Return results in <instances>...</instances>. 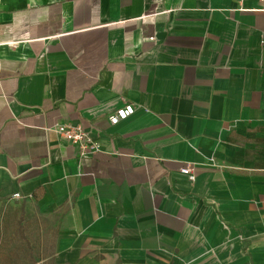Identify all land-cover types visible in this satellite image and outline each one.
Segmentation results:
<instances>
[{
    "label": "crops",
    "instance_id": "1",
    "mask_svg": "<svg viewBox=\"0 0 264 264\" xmlns=\"http://www.w3.org/2000/svg\"><path fill=\"white\" fill-rule=\"evenodd\" d=\"M0 201L42 263L264 264V1L0 0Z\"/></svg>",
    "mask_w": 264,
    "mask_h": 264
},
{
    "label": "built area",
    "instance_id": "2",
    "mask_svg": "<svg viewBox=\"0 0 264 264\" xmlns=\"http://www.w3.org/2000/svg\"><path fill=\"white\" fill-rule=\"evenodd\" d=\"M134 112V106L132 104H127L124 107L117 109L115 113L109 117V120L111 124H118L120 121L127 119ZM53 130L65 140L75 145L81 157L94 154L101 150V145L98 140H96L83 126L72 124H56ZM180 172L192 181L196 179L192 164L188 163L184 165ZM14 196L20 197V194L16 193Z\"/></svg>",
    "mask_w": 264,
    "mask_h": 264
},
{
    "label": "rangeland",
    "instance_id": "3",
    "mask_svg": "<svg viewBox=\"0 0 264 264\" xmlns=\"http://www.w3.org/2000/svg\"><path fill=\"white\" fill-rule=\"evenodd\" d=\"M21 215L20 205L0 201V249L15 252L19 262L28 260L29 250L25 242L15 231L16 219Z\"/></svg>",
    "mask_w": 264,
    "mask_h": 264
},
{
    "label": "trees",
    "instance_id": "4",
    "mask_svg": "<svg viewBox=\"0 0 264 264\" xmlns=\"http://www.w3.org/2000/svg\"><path fill=\"white\" fill-rule=\"evenodd\" d=\"M38 197V192L35 193L34 196ZM5 203H8V201H4ZM26 227L25 223L23 222V219L20 217L16 219V229L15 231L18 233L20 238L23 239L25 244L28 247L29 254H28V260L25 262H19L18 256L15 254V252H9L5 249H0V264H56L53 259H47L42 263L41 259L45 258L41 253H38L36 249L38 248V242L36 238L29 237L26 234Z\"/></svg>",
    "mask_w": 264,
    "mask_h": 264
}]
</instances>
